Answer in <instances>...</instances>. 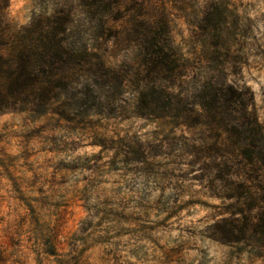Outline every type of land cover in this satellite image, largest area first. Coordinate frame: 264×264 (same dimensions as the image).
Listing matches in <instances>:
<instances>
[{"label":"rangeland","instance_id":"rangeland-1","mask_svg":"<svg viewBox=\"0 0 264 264\" xmlns=\"http://www.w3.org/2000/svg\"><path fill=\"white\" fill-rule=\"evenodd\" d=\"M142 2L166 13L175 74L144 73L132 29L160 31L154 16L0 0L10 31L63 11L67 47L112 69L48 103L0 109V264H264L253 242L211 229L237 205L227 195L239 172L264 176L251 165L264 169V0ZM154 86L171 101L141 107Z\"/></svg>","mask_w":264,"mask_h":264},{"label":"trees","instance_id":"trees-1","mask_svg":"<svg viewBox=\"0 0 264 264\" xmlns=\"http://www.w3.org/2000/svg\"><path fill=\"white\" fill-rule=\"evenodd\" d=\"M79 1L95 17L131 22L137 13L159 19L163 24L160 31L139 23L132 29L144 51V73L159 78L177 72L179 58L170 55L171 48L166 44L169 28L163 8L148 9L142 0ZM68 22V15L61 10L52 16L36 18L14 31L2 27L0 21V109L48 103L59 90L87 73L96 78L109 76L112 69L96 53L67 47ZM166 99L171 101L168 91L156 86L141 89L138 97L139 105L146 109ZM252 160V167L263 172ZM239 174L243 179L235 180L239 182L235 186L236 195H227V198H235L237 205L226 212L229 215L213 223V237L222 242L251 241L264 250V176L255 179Z\"/></svg>","mask_w":264,"mask_h":264}]
</instances>
